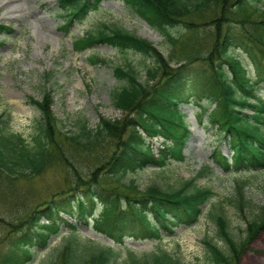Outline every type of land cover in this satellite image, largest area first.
Here are the masks:
<instances>
[{
  "label": "trees",
  "instance_id": "trees-1",
  "mask_svg": "<svg viewBox=\"0 0 264 264\" xmlns=\"http://www.w3.org/2000/svg\"><path fill=\"white\" fill-rule=\"evenodd\" d=\"M104 1L59 0L62 29L70 32L72 26L84 21ZM123 1L164 35L172 45L170 55L166 56L147 38L101 23L76 37L74 48L85 51L107 44L153 60V64L146 65L145 79L134 65L114 67L115 75L124 83L112 91V102L125 113L123 117L100 115L94 128L83 122L77 132L62 133L51 108L53 97L50 91H45L42 100L30 97L42 118L39 133L29 143L22 134L10 132L4 115L0 116L1 176L6 174L10 180L48 169L68 170V186L39 203L15 225L1 264H22L29 260L30 255L38 254L33 251L34 246L47 245L51 235L62 233L63 226L67 228L66 235L41 264H190L160 245L151 251L138 252L125 240L130 234L161 242L165 233L173 234L181 225L195 224L203 214L202 205L207 203L225 245L204 238L205 259L200 264H237L243 251L264 229L262 205L244 229L245 235L239 240L233 236L223 211L227 203L212 200L215 194L210 187L195 184L196 178L205 175L210 166L175 188L154 183L141 190L135 179L123 181L129 173L148 166L163 168L172 161L185 159L183 151L190 130L182 106L189 103L199 106L201 115L206 113L208 124L204 125L217 128L220 133L217 138L233 150L232 165L228 158L221 157L218 145L213 152L215 161L225 171L264 170V95L260 94L264 92V69L258 63V54L264 55V0ZM213 10L216 14L209 20V27L214 30L213 45L206 47L203 43L206 23L201 20ZM0 31L12 30L0 24ZM179 43L190 49L177 59L175 47ZM237 48L245 49L257 61L256 77L236 54ZM105 60L98 53L91 55L92 62ZM174 62L180 65L173 67ZM212 103L215 106L210 109ZM2 124H6V129ZM61 134L71 146L69 152L64 151L59 141ZM160 137L163 141L155 147L153 139ZM108 143L111 149L93 169L77 167L70 160L77 155L75 152L87 154ZM247 183L245 179H237L234 198L226 199L239 210L250 203L244 190ZM63 214L86 224L93 218L96 228L119 247L80 235L78 223L65 219Z\"/></svg>",
  "mask_w": 264,
  "mask_h": 264
},
{
  "label": "rangeland",
  "instance_id": "rangeland-1",
  "mask_svg": "<svg viewBox=\"0 0 264 264\" xmlns=\"http://www.w3.org/2000/svg\"><path fill=\"white\" fill-rule=\"evenodd\" d=\"M215 14L213 10L201 20L206 23L203 26L205 29L201 27V30L204 29L203 43L206 47L213 45L214 30L209 27V20ZM0 21L12 23L15 29L11 35L0 34V115L5 113V119L10 117V130L20 132L29 143L39 133L41 118V112L30 102V96L42 99L44 90H50L58 127L62 133L72 134L79 130L82 122H86L89 127H95L101 114L109 118H121L125 115L112 102V91L124 83L114 73L116 65H134L145 79L146 65L153 64V60L147 56L132 50L121 52L110 45H99L82 52L74 51V36L83 35L105 23L149 39L166 56L170 55L172 49L164 35L133 12L122 0H106L83 24L74 26L68 35L61 28L62 17L58 0H0ZM186 37H190L189 32ZM175 49L178 59L190 48L187 45L182 47L179 43ZM94 51L101 59L106 60L91 62L90 55ZM236 54L250 74L256 77L257 61L243 48H237ZM258 59L264 69V55L258 54ZM198 64L200 62L190 64L188 68ZM171 65L177 67L180 64L174 62ZM214 106L212 103L209 108ZM183 111L191 130V139L184 151L186 159L182 162H171L163 168L148 166L129 173L123 181L135 179L141 190L154 183L165 188H175L183 181L197 177L209 165L210 170L197 177L195 184L210 187L216 195L214 201L227 203L223 205L224 214L229 220L231 233L238 240L245 235L244 229L255 218L259 207L264 205V170L242 171L245 172L243 174L234 169L226 172L212 156L217 145L223 155L228 158L232 155L229 145L217 138L220 135L218 129L202 126L201 122L208 124L205 120L206 114L201 115L202 111L195 104L185 105ZM58 138L64 151L69 152L71 146L65 135H58ZM161 141L162 139H154L155 147ZM110 149L111 144L108 143L87 154L74 151L77 155L70 160L77 167L86 169L89 166L93 169L106 157ZM67 172L63 167L54 168L41 174L10 180L6 179V174H0V264L15 225L24 220L39 203L68 186ZM240 178L248 181L244 190L250 201L243 210L226 200L234 198L237 179ZM64 217L70 219L69 216ZM72 220L78 223L80 235L105 245L119 247L96 228L92 219L89 224L78 218ZM66 231L63 226L62 233L51 235L47 245L35 246L33 251H38V254L22 264H41L47 253L60 243ZM204 238L212 239L222 247L225 245V241L218 235L217 223L208 215V210L197 224L180 227L172 235L165 234L161 242L136 239L130 234L126 237V242L138 252L151 251L160 245L184 262L199 264L205 259ZM237 264H264V229L243 251Z\"/></svg>",
  "mask_w": 264,
  "mask_h": 264
}]
</instances>
